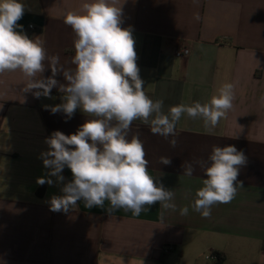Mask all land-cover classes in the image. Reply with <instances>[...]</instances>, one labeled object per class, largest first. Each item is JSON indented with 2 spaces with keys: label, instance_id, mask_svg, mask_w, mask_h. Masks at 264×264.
Segmentation results:
<instances>
[{
  "label": "crops",
  "instance_id": "1",
  "mask_svg": "<svg viewBox=\"0 0 264 264\" xmlns=\"http://www.w3.org/2000/svg\"><path fill=\"white\" fill-rule=\"evenodd\" d=\"M22 2L26 11L17 31L44 41L49 55L74 68L75 34L64 18L82 14L93 0ZM114 6L122 9L121 26L132 29L144 91L164 102L165 113L174 105L207 103L226 83L234 85L233 106L211 132L201 118L183 114L176 148L133 122L129 138L139 133L149 174L174 191L175 211L157 202L136 216L124 209L109 213L107 201L103 208L78 201L67 213L54 212L49 201L62 195L63 185L55 177L52 185L36 182L49 171L39 158L48 150L45 139L57 130L74 134L91 117L80 109L71 119L53 114L45 106L63 102L56 88L51 98L37 99L23 91L28 78L21 71L0 74V264H200L207 253L223 255L222 264H264V0H115ZM181 45L190 55L179 59ZM56 79L65 83L62 74ZM228 145L246 157L237 178L241 187L230 203L214 205L211 217L203 218L191 205L206 177L198 165L185 176L182 165ZM62 175L71 181L67 167ZM184 206L187 215L180 214Z\"/></svg>",
  "mask_w": 264,
  "mask_h": 264
},
{
  "label": "clouds",
  "instance_id": "2",
  "mask_svg": "<svg viewBox=\"0 0 264 264\" xmlns=\"http://www.w3.org/2000/svg\"><path fill=\"white\" fill-rule=\"evenodd\" d=\"M196 2V0H194ZM109 0L84 3L82 14L68 12L64 23L71 27L75 55L74 68L61 63L59 55H49L45 43L29 38L18 21L26 11L22 0H0V74L21 71L27 77L24 92L51 98L53 88L62 94V103L45 106L55 114L62 112L71 119L77 109L89 118L74 134L57 130L45 139L47 151L40 154L49 171L37 178V184H62V195H53L50 210L65 212L83 201L86 208H103L107 201L109 213L116 209L142 211L159 202L164 210L177 209L175 193L149 174V161L139 133L131 135L132 124L140 120L154 135L168 140L176 148V125L183 114L201 118L211 132L232 108L231 83L224 84L209 102L170 106L164 112L162 100L151 99L144 91V80L137 65L135 40L131 27H122V9ZM199 20V15L194 17ZM187 55V52H185ZM46 68L51 75L45 77ZM62 74L65 83L56 79ZM34 90V91H33ZM171 137V139H170ZM161 164L170 165V157H160ZM246 163L242 151L233 145L213 146L207 160L184 162L183 175L191 177L198 165L206 177L196 190L192 210L203 218L211 217L217 204L230 203L236 196L240 167ZM70 169L72 179L64 182L62 172ZM188 206L180 208L187 215Z\"/></svg>",
  "mask_w": 264,
  "mask_h": 264
},
{
  "label": "built area",
  "instance_id": "3",
  "mask_svg": "<svg viewBox=\"0 0 264 264\" xmlns=\"http://www.w3.org/2000/svg\"><path fill=\"white\" fill-rule=\"evenodd\" d=\"M30 29H32V27H30ZM185 52H187V55H185ZM190 55V49L185 46V45H181L178 47V49L175 51V57L176 58H179V59H182V58H186ZM172 249L171 248H164V252H168V251H171ZM206 260H213L215 261L216 260V257L214 255H210V256H207L206 257Z\"/></svg>",
  "mask_w": 264,
  "mask_h": 264
},
{
  "label": "rangeland",
  "instance_id": "4",
  "mask_svg": "<svg viewBox=\"0 0 264 264\" xmlns=\"http://www.w3.org/2000/svg\"><path fill=\"white\" fill-rule=\"evenodd\" d=\"M207 256H210V254H205V255H203L201 258H200V260H199V263L200 264H214V261L213 260H206V257Z\"/></svg>",
  "mask_w": 264,
  "mask_h": 264
},
{
  "label": "trees",
  "instance_id": "5",
  "mask_svg": "<svg viewBox=\"0 0 264 264\" xmlns=\"http://www.w3.org/2000/svg\"><path fill=\"white\" fill-rule=\"evenodd\" d=\"M214 256L216 257L214 264H222L224 262L223 255L215 254Z\"/></svg>",
  "mask_w": 264,
  "mask_h": 264
}]
</instances>
